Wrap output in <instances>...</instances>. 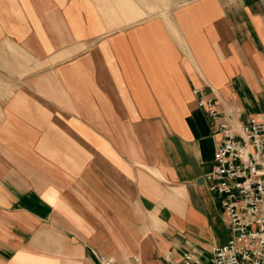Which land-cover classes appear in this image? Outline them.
<instances>
[{
	"label": "crops",
	"instance_id": "obj_1",
	"mask_svg": "<svg viewBox=\"0 0 264 264\" xmlns=\"http://www.w3.org/2000/svg\"><path fill=\"white\" fill-rule=\"evenodd\" d=\"M201 98L264 117L260 0H0V264L209 263Z\"/></svg>",
	"mask_w": 264,
	"mask_h": 264
},
{
	"label": "built area",
	"instance_id": "obj_2",
	"mask_svg": "<svg viewBox=\"0 0 264 264\" xmlns=\"http://www.w3.org/2000/svg\"><path fill=\"white\" fill-rule=\"evenodd\" d=\"M264 6V0H260ZM196 93L203 94L201 89ZM215 133L222 138L212 169L205 174L232 231L229 241L215 245L207 263L189 251L168 264H264V117L245 119L237 105L217 107L201 98ZM140 262L139 256L133 257ZM97 264H121L112 256H98Z\"/></svg>",
	"mask_w": 264,
	"mask_h": 264
},
{
	"label": "rangeland",
	"instance_id": "obj_3",
	"mask_svg": "<svg viewBox=\"0 0 264 264\" xmlns=\"http://www.w3.org/2000/svg\"><path fill=\"white\" fill-rule=\"evenodd\" d=\"M214 213L216 214L217 218H218V216L220 217V219L223 218L222 215L218 212V208H216L214 210ZM225 222H227V221L225 220ZM219 233H220V236H223L226 238L224 242H227V240L232 235L231 231L229 229H227L226 226H224L223 224L220 225ZM209 241H211V239H209ZM159 259H160V255H159L158 251H157V253L154 252L153 255H147V257H145L146 264H163V262L162 261L160 262Z\"/></svg>",
	"mask_w": 264,
	"mask_h": 264
}]
</instances>
